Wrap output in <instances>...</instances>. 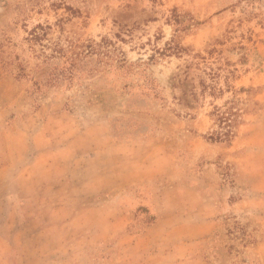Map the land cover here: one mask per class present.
I'll return each mask as SVG.
<instances>
[{
  "label": "rangeland",
  "instance_id": "374dc122",
  "mask_svg": "<svg viewBox=\"0 0 264 264\" xmlns=\"http://www.w3.org/2000/svg\"><path fill=\"white\" fill-rule=\"evenodd\" d=\"M0 264H264V0H0Z\"/></svg>",
  "mask_w": 264,
  "mask_h": 264
},
{
  "label": "trees",
  "instance_id": "16d2710c",
  "mask_svg": "<svg viewBox=\"0 0 264 264\" xmlns=\"http://www.w3.org/2000/svg\"><path fill=\"white\" fill-rule=\"evenodd\" d=\"M181 17L177 14H174L172 19L174 20L176 24V31L179 30L177 26L182 23L183 21L179 20ZM52 31L51 25H42L39 24L34 29L30 31V42L32 44V47H35V45L39 44L41 46L40 50V56L44 58L45 61L52 59V58H60L65 57L66 61L74 62L77 57L82 54L83 52L78 51V48H80V43H78L75 39L68 38V46L67 48L63 47L59 42L49 40L48 35ZM175 37V36H174ZM45 41H47L45 43ZM89 48V54H93L95 52H98L99 54L104 53L102 51H98L97 47L103 46L101 43H92L87 45ZM181 46L178 45V42H176L175 38L172 39V41L169 43V46L165 48L166 51H174V50H181ZM49 49L50 53H47L46 50ZM69 72H73L72 68L68 69ZM60 73L56 74L55 80H59ZM229 113H232V107H229L224 112H219L217 116L218 124L219 126L224 128L225 131L218 132L217 136L218 138H222L225 140H229L232 137V130L231 127L236 125L237 123V112H233V118L230 117ZM228 128V129H227ZM227 129V130H226Z\"/></svg>",
  "mask_w": 264,
  "mask_h": 264
}]
</instances>
